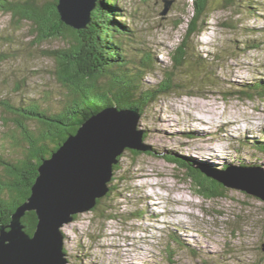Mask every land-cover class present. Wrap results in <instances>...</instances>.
<instances>
[{"label":"rangeland","instance_id":"rangeland-1","mask_svg":"<svg viewBox=\"0 0 264 264\" xmlns=\"http://www.w3.org/2000/svg\"><path fill=\"white\" fill-rule=\"evenodd\" d=\"M123 1L133 46L157 59L143 79L154 87L172 67L171 53L194 16L192 1ZM166 1L172 4L163 15ZM190 44L195 59L177 73L181 86L157 98L139 121L153 152L126 150L113 177L117 190L98 211L64 226L68 264H264V201L240 188L207 200L167 159L193 160L220 176L234 169L253 180L264 177V153L253 147L264 143V96L238 93L264 82V0L216 9ZM65 47L61 39L40 43L31 23L0 13V135L7 132L3 101L60 102L64 87L50 52ZM174 234L184 246L171 263L165 247L177 246Z\"/></svg>","mask_w":264,"mask_h":264},{"label":"trees","instance_id":"trees-1","mask_svg":"<svg viewBox=\"0 0 264 264\" xmlns=\"http://www.w3.org/2000/svg\"><path fill=\"white\" fill-rule=\"evenodd\" d=\"M191 1L194 16L188 23L184 39L171 53L172 67L164 72L161 83L151 88L144 86L143 79L154 72L157 59L151 52L133 46L135 33L132 26L123 21V18H129L128 13L122 11L123 0H98L91 22L84 30H75L62 22L58 0L0 1V13L10 15L13 22L31 23L40 43L56 39L66 42L65 48L50 52L57 64V80L64 87L57 106L51 105L50 101L31 99L2 102L7 132L0 135V226H8L17 208L29 199L44 161L52 158L93 115L113 106L138 108L143 115L157 98L181 86L177 82V73L195 59L190 41L203 30L205 18L216 9L235 6L242 0ZM202 66L210 67L211 64L205 62ZM238 93L249 98L264 96V82L243 88ZM140 129L145 142L146 132ZM240 143L242 147L246 145L243 141ZM253 147L264 153V143L256 142ZM167 159L184 170V179L191 182L199 196L207 200L225 197L227 188L209 178L195 161ZM118 167L115 166L114 173L120 170ZM229 167L223 166L221 170ZM116 180L114 178L109 184L106 197H111L117 190L112 184ZM104 198L98 200L93 210H99ZM22 222L26 232L33 236L39 223L37 213L27 212ZM170 239L177 246L167 245L165 253L173 263L176 248L183 247L184 243L175 234Z\"/></svg>","mask_w":264,"mask_h":264},{"label":"water","instance_id":"water-1","mask_svg":"<svg viewBox=\"0 0 264 264\" xmlns=\"http://www.w3.org/2000/svg\"><path fill=\"white\" fill-rule=\"evenodd\" d=\"M2 1V0H0ZM98 0H58L62 22L84 30L91 22ZM172 2L166 1L163 15ZM138 108L116 106L93 115L39 168V176L29 199L20 205L8 226H0V264H68L64 226L75 216L92 211L106 197L114 168L126 150L148 152ZM246 170L249 171V168ZM230 169L223 175L206 171L209 178L226 188H240L264 201V177L253 180ZM36 212L39 223L33 236L22 219ZM264 251V244L262 247Z\"/></svg>","mask_w":264,"mask_h":264},{"label":"bare ground","instance_id":"bare-ground-1","mask_svg":"<svg viewBox=\"0 0 264 264\" xmlns=\"http://www.w3.org/2000/svg\"><path fill=\"white\" fill-rule=\"evenodd\" d=\"M215 55V54H214ZM185 109V108H184ZM170 110V109H169ZM192 116H193V118L195 117L197 120H200L202 123H204V124H207V121H206V119H205V117H203V116H199V115H193L192 114ZM224 128V127H223ZM213 150V148H211L210 147V151H212ZM187 159V158H186ZM115 186V185H114ZM153 196H155V194H153Z\"/></svg>","mask_w":264,"mask_h":264}]
</instances>
